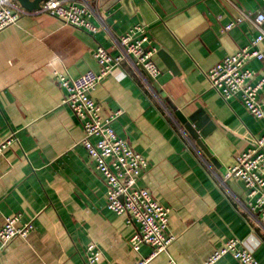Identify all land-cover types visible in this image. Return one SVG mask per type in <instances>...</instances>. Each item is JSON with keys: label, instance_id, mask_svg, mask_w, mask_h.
Wrapping results in <instances>:
<instances>
[{"label": "crops", "instance_id": "0c3cea01", "mask_svg": "<svg viewBox=\"0 0 264 264\" xmlns=\"http://www.w3.org/2000/svg\"><path fill=\"white\" fill-rule=\"evenodd\" d=\"M99 1L87 0L96 33L34 11L0 32V143L12 132L18 137L0 154V227L11 215H20L19 225H35L26 238L0 240V264H87L91 243L103 253L97 264H137L151 255L148 245L132 247L138 223L107 207V187L82 144V123L63 102L65 92L54 77L55 71L74 77L98 71L96 49L102 45L119 54L116 40L139 23L158 49L162 75L171 69L161 51L177 74L157 88L143 71L125 64L92 95L104 117L122 109L112 123L115 131L149 162L138 184L170 208L169 232L176 238L147 264H206L232 238L244 240L264 264V217L249 206L242 182L218 179L264 133V120L239 97L226 101L206 76L261 34L250 19L224 28L244 14H264V0ZM257 48L264 54V41ZM248 67L256 84L264 59H252ZM171 104L188 118L197 112L208 117L203 143L217 165ZM212 264L238 262L228 254Z\"/></svg>", "mask_w": 264, "mask_h": 264}, {"label": "built area", "instance_id": "2783aa9c", "mask_svg": "<svg viewBox=\"0 0 264 264\" xmlns=\"http://www.w3.org/2000/svg\"><path fill=\"white\" fill-rule=\"evenodd\" d=\"M29 12L32 11H27L13 0H0V32L17 25ZM34 12L48 13L68 25L87 29L92 33L98 30L89 20L92 7L87 0H45L41 8ZM243 19L254 21L261 34L252 39L248 46L216 63L206 76L211 87L226 101L239 97L249 113L259 120H264V75L256 84H252L256 73L248 67L252 59H264L263 52L257 48L259 43L264 41V14L260 13L255 17L244 14V17H237L224 29L231 30ZM115 43L120 49L117 55L102 45L96 49L94 58L100 66L98 71L88 70L78 77L55 71L54 77L65 92L63 102L82 123V144L107 187V207L119 215L129 214L130 222L138 223L139 229L131 238L135 251H139L142 245L153 249L148 258L137 263L147 264L158 254L167 252L176 238L169 232L170 208L162 204L149 189L138 184L149 162L127 139L121 138L115 131L112 123L122 113V109L104 117L103 107L92 93L107 76L119 70L124 72L125 64L140 69L155 83L161 77L162 70L155 60L158 49L151 45V40L145 34L144 25L141 23L133 26ZM17 141L16 133L12 132L0 143V154ZM218 179L221 184L228 179L242 182L249 206L264 217V133L255 140L250 149L239 154L234 164L227 167ZM19 221L20 215L6 217L0 227L1 241L7 242L15 237L26 238L34 230L32 221L23 225H19ZM228 254L232 255L238 264H260L252 250L245 246V241L239 238H232L223 243L206 264H212ZM102 257V250L96 243L87 247V264H97Z\"/></svg>", "mask_w": 264, "mask_h": 264}, {"label": "water", "instance_id": "95a60500", "mask_svg": "<svg viewBox=\"0 0 264 264\" xmlns=\"http://www.w3.org/2000/svg\"><path fill=\"white\" fill-rule=\"evenodd\" d=\"M16 1L19 5H21L27 11H34L41 8L42 3L45 0H13ZM119 1V0H118ZM128 1V0H127ZM100 5H104L108 2V0H100ZM160 54L165 56L166 61L171 69V73H166L162 75L158 81L155 83L157 88H160L167 80L171 78L172 75L177 74L178 69L175 66L173 60L165 53V51H161ZM172 109L175 111V114L179 118L181 124L186 129V131L191 135V137L197 142V144L202 148V150L209 156L214 164L217 163V159L209 152L205 144L203 143V138L207 136V130L209 127H205L208 117L201 116V112H197L191 115L189 118L182 114L181 111L177 109L173 104Z\"/></svg>", "mask_w": 264, "mask_h": 264}]
</instances>
